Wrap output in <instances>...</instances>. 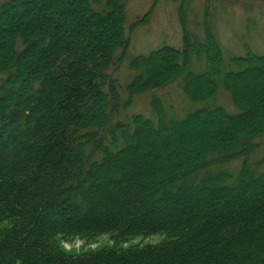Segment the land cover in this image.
I'll use <instances>...</instances> for the list:
<instances>
[{"label": "trees", "instance_id": "obj_1", "mask_svg": "<svg viewBox=\"0 0 264 264\" xmlns=\"http://www.w3.org/2000/svg\"><path fill=\"white\" fill-rule=\"evenodd\" d=\"M126 1L0 2V264H264V52L225 59L210 14L201 37L179 0L181 45L131 56L121 83L145 22ZM172 82L183 115L157 94L130 111Z\"/></svg>", "mask_w": 264, "mask_h": 264}, {"label": "rangeland", "instance_id": "obj_2", "mask_svg": "<svg viewBox=\"0 0 264 264\" xmlns=\"http://www.w3.org/2000/svg\"><path fill=\"white\" fill-rule=\"evenodd\" d=\"M178 3L179 0L126 1L128 21L145 14V22L138 25L132 32L126 56L114 72L118 74L121 83H124L132 72L127 63L131 56L147 52L161 44L181 45L182 28L177 16ZM185 12L188 27L201 37L204 12L206 15L210 14L212 28L220 42L225 59L232 54L242 53L246 46L253 51L264 52L263 0H189ZM226 62L228 63L227 60ZM261 79L263 80L264 77L261 76ZM152 94L161 96L167 112L175 116H181L193 107V104L184 97L179 82H172L161 89L148 90L135 95L130 111H141L144 115H152L149 106V98ZM217 100L233 109L227 94L219 93ZM258 149L254 154L255 157L264 154V144ZM237 164V160L233 161L230 167L233 168ZM157 240L159 235L143 236L134 238L124 245H130V243L142 245ZM107 242L110 244L112 239L104 234L98 235L86 246H81L82 240H77L73 244L64 243V247L75 251H88Z\"/></svg>", "mask_w": 264, "mask_h": 264}]
</instances>
